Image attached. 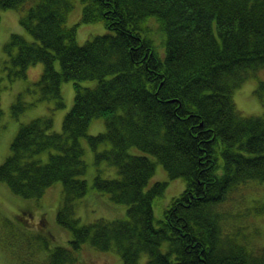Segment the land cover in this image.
<instances>
[{
    "label": "trees",
    "instance_id": "obj_1",
    "mask_svg": "<svg viewBox=\"0 0 264 264\" xmlns=\"http://www.w3.org/2000/svg\"><path fill=\"white\" fill-rule=\"evenodd\" d=\"M87 1L82 22L104 18L107 31L79 44L77 27L67 25L74 0H0V9L29 5L22 23L37 40L13 34L11 72L25 77L31 64L44 63L35 98L16 102L13 113L51 99L64 107L63 82L75 86L62 131L52 115L21 124L0 165V179L23 198L63 183L57 220L72 239L46 264L76 263L85 244L115 248L121 264H142L144 255V264H264V249L255 253L223 231L220 210L237 187L264 182V114L245 116L234 98L264 69V0ZM257 93L264 95V80ZM95 118L106 129L89 134ZM84 138L98 166L117 168L116 177L98 174L94 188L127 204V217L84 223L75 215L90 190ZM157 163L186 182L160 219L154 203L168 182L148 186Z\"/></svg>",
    "mask_w": 264,
    "mask_h": 264
},
{
    "label": "rangeland",
    "instance_id": "obj_2",
    "mask_svg": "<svg viewBox=\"0 0 264 264\" xmlns=\"http://www.w3.org/2000/svg\"><path fill=\"white\" fill-rule=\"evenodd\" d=\"M27 8L29 7L26 6ZM26 7L20 9H0V165L11 153V143L23 123L32 119L52 115L53 129L62 131L66 113L75 102V86L72 80L62 84L65 100L64 107H56V100L40 101L30 105L24 112L13 113V105L19 100L30 103L35 98L34 82L39 80L44 63L31 64L27 76L17 77L11 69L14 68L7 53L6 46L11 43L13 34L24 36L29 42H36V38L22 23V18L28 11ZM27 11V12H26ZM83 2L74 0V7L69 13L67 25L77 27V41L84 44L98 34L107 31L101 20L97 22H82ZM33 23L36 17L31 18ZM159 35V34H158ZM156 41L158 39L157 35ZM154 36V37H155ZM264 80V69L257 75L250 77L234 90V98L238 109L245 116H260L264 114V95L257 93L260 81ZM96 80H87L84 85H95ZM22 124V125H21ZM106 129L104 118L91 121L89 134H97ZM85 148L89 165L87 172L82 175L90 185V190L84 197L77 200L75 215L81 221L92 222L100 217L116 219L127 217V204L111 200L106 192H99L94 188V180L98 174L104 177H116L117 168L108 166L103 160L98 166L95 163V152L90 148L86 138ZM134 152H140L133 147ZM49 151L42 153L41 159L48 160ZM156 181H167L163 195L157 197L154 203L156 219L164 216L165 210L176 196L186 187L182 177L170 178L169 173L161 163H157L155 173L148 186ZM63 201V183L57 181L48 187L38 198L28 199L16 195L5 181L0 179V264H46L49 255L56 246H69L72 232L57 220V213ZM264 206V182H249L230 192L222 203L223 213L221 226L228 236H234L245 243L252 251L264 249V213L257 209ZM79 260L73 264H121L122 258L116 249L101 251L90 244H85ZM76 258V254H75ZM143 256L141 263L146 261Z\"/></svg>",
    "mask_w": 264,
    "mask_h": 264
},
{
    "label": "bare ground",
    "instance_id": "obj_3",
    "mask_svg": "<svg viewBox=\"0 0 264 264\" xmlns=\"http://www.w3.org/2000/svg\"><path fill=\"white\" fill-rule=\"evenodd\" d=\"M82 2H83V7L85 8L87 5H89L90 3L87 1V0H81ZM134 6V3H130L129 4V7H133ZM95 6L93 5V6H91V8L90 9H93V10H95ZM71 10L72 9H70V10H68V12H67V14H68V16H69V13L71 12ZM99 21V20H98ZM101 21L102 22H104L105 23V19L104 18H101ZM92 22H97V21H92ZM91 23V22H90ZM81 83H85V81H81ZM88 143V142H87ZM83 144H85V141H83ZM85 146V145H84ZM50 154V153H49ZM86 154V153H85ZM85 157V156H84ZM85 159V161H87V159L86 158H84ZM49 160V159H48ZM48 160H46V161H44L43 163H46ZM88 162V161H87Z\"/></svg>",
    "mask_w": 264,
    "mask_h": 264
}]
</instances>
